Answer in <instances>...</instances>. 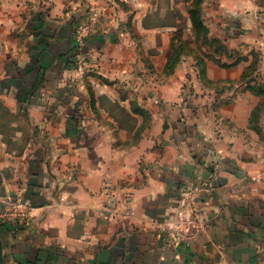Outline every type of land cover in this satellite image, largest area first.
<instances>
[{"label":"crops","instance_id":"0c3cea01","mask_svg":"<svg viewBox=\"0 0 264 264\" xmlns=\"http://www.w3.org/2000/svg\"><path fill=\"white\" fill-rule=\"evenodd\" d=\"M90 1L0 0V264H264V112L242 91L264 0L205 2L248 58L203 74L156 60L193 0H139L80 44Z\"/></svg>","mask_w":264,"mask_h":264},{"label":"rangeland","instance_id":"374dc122","mask_svg":"<svg viewBox=\"0 0 264 264\" xmlns=\"http://www.w3.org/2000/svg\"><path fill=\"white\" fill-rule=\"evenodd\" d=\"M195 0H193L194 3ZM207 0H202L198 6V18L201 20V25L198 29L193 25V19L191 17V5L188 7V12L185 6H183V11L185 16L189 13L190 19L187 17L181 20L179 28L172 31L169 34V42L165 40V45L163 46V52L159 58H154L157 61L164 62L168 56V64L164 67V72L166 74H171L175 71L177 65L183 60L184 57H192L195 60V70L197 73L203 74L205 72L206 62L209 60H214L224 67H228L231 64L247 59L248 56L242 54L239 50L229 47L228 40L219 36H212L210 33V28L205 23L203 13L204 4ZM2 2H0L1 6ZM83 5L76 20H73V34L75 38H79L80 44H85V39L90 35L85 34L80 30V25L87 23L91 20L93 13H100L101 20L104 15L113 16L118 25L129 30L133 26L134 16L140 6L139 0H91L88 4ZM187 6V5H186ZM100 20V22H101ZM193 32V34H191ZM15 39V35H9L4 38V48L0 51V57L4 56L9 58L12 53L6 50L5 46L9 45ZM233 40V38H232ZM227 41V43H226ZM232 42V41H230ZM80 51V50H79ZM82 54V52H80ZM253 60L250 66L247 68V72L242 84V91L253 93L255 96L259 97V102L255 107L254 116L252 114L253 120L259 119L264 112V81L257 80L255 78L256 72L262 68L261 61L263 60V51L259 50L257 52H250ZM79 58V57H78ZM76 59V64H74L75 69L80 73L81 76L85 77L90 72L88 67L86 70L80 69L78 60ZM227 59V60H226ZM86 62V59H85ZM160 67V65H159ZM260 71V77L264 79Z\"/></svg>","mask_w":264,"mask_h":264},{"label":"built area","instance_id":"2783aa9c","mask_svg":"<svg viewBox=\"0 0 264 264\" xmlns=\"http://www.w3.org/2000/svg\"><path fill=\"white\" fill-rule=\"evenodd\" d=\"M91 20L87 21V23H84L82 25H80V30L85 34L89 33L90 32H93L97 26L99 25L100 23V20H101V15L100 13H93L91 18ZM78 63H79V66L80 69H83V70H86V66H85V58L84 57H80L79 60H78ZM23 215H25V211H22ZM185 217H183L184 219ZM189 221H184L183 223L187 224ZM182 230V229H180ZM175 231V234L178 236V237H187V234L184 233V231ZM189 236V235H188Z\"/></svg>","mask_w":264,"mask_h":264},{"label":"trees","instance_id":"16d2710c","mask_svg":"<svg viewBox=\"0 0 264 264\" xmlns=\"http://www.w3.org/2000/svg\"><path fill=\"white\" fill-rule=\"evenodd\" d=\"M202 0H195L194 1V3H192V5H191V10H190V12H191V17H192V19H193V25H195V27L198 29V27H199V25H201V20H200V18H198V6L200 5V2H201ZM256 110H254L253 111V116H254V112H255Z\"/></svg>","mask_w":264,"mask_h":264}]
</instances>
